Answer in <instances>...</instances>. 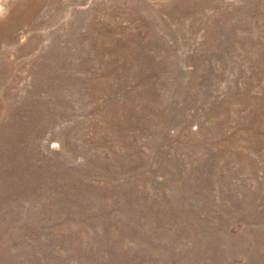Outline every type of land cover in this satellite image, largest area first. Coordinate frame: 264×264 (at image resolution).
I'll return each mask as SVG.
<instances>
[{
  "label": "rangeland",
  "instance_id": "rangeland-1",
  "mask_svg": "<svg viewBox=\"0 0 264 264\" xmlns=\"http://www.w3.org/2000/svg\"><path fill=\"white\" fill-rule=\"evenodd\" d=\"M0 264H264V0H0Z\"/></svg>",
  "mask_w": 264,
  "mask_h": 264
}]
</instances>
